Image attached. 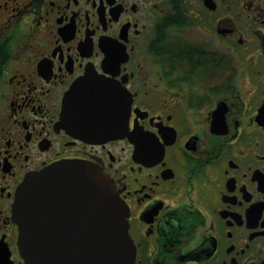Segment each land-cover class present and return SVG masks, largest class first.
<instances>
[{
  "label": "flooded vegetation",
  "instance_id": "obj_1",
  "mask_svg": "<svg viewBox=\"0 0 264 264\" xmlns=\"http://www.w3.org/2000/svg\"><path fill=\"white\" fill-rule=\"evenodd\" d=\"M93 74L120 138L63 113ZM70 160L113 179L132 264H264V0H0V264H29L24 179ZM69 202L40 225L59 264L79 249Z\"/></svg>",
  "mask_w": 264,
  "mask_h": 264
},
{
  "label": "water",
  "instance_id": "obj_2",
  "mask_svg": "<svg viewBox=\"0 0 264 264\" xmlns=\"http://www.w3.org/2000/svg\"><path fill=\"white\" fill-rule=\"evenodd\" d=\"M90 80L93 82L90 87L85 89L76 83L66 94L64 114L99 116L110 138H119L121 119L109 114L110 105L104 101L116 89L115 84L94 77ZM52 199L68 200L63 206H74L79 212L81 233L76 238L79 246L74 252L76 264L133 263L135 249L128 232V211L112 178L91 163L62 161L28 175L16 194L14 213L29 264H59L57 252L40 249L43 242L40 225L48 220L43 210L55 208L50 204Z\"/></svg>",
  "mask_w": 264,
  "mask_h": 264
}]
</instances>
